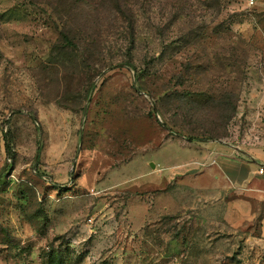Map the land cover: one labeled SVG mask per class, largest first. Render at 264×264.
<instances>
[{
	"label": "rangeland",
	"instance_id": "rangeland-1",
	"mask_svg": "<svg viewBox=\"0 0 264 264\" xmlns=\"http://www.w3.org/2000/svg\"><path fill=\"white\" fill-rule=\"evenodd\" d=\"M113 1L0 0V264H264L197 152L262 135L264 0Z\"/></svg>",
	"mask_w": 264,
	"mask_h": 264
},
{
	"label": "crops",
	"instance_id": "crops-1",
	"mask_svg": "<svg viewBox=\"0 0 264 264\" xmlns=\"http://www.w3.org/2000/svg\"><path fill=\"white\" fill-rule=\"evenodd\" d=\"M200 161L211 164L213 160L217 168L209 174H203L205 181L224 183L227 181L229 212L233 220L247 223L256 216L257 207H262L260 236L264 240V173L258 169L264 167V130L261 142L249 146L240 140L199 143ZM211 158V160H210ZM209 179V180H208ZM168 180V177L167 179ZM154 186H160L163 179L155 177ZM234 221V222H235Z\"/></svg>",
	"mask_w": 264,
	"mask_h": 264
},
{
	"label": "built area",
	"instance_id": "built-area-1",
	"mask_svg": "<svg viewBox=\"0 0 264 264\" xmlns=\"http://www.w3.org/2000/svg\"><path fill=\"white\" fill-rule=\"evenodd\" d=\"M252 2V1H250ZM254 126V125H253ZM227 142H233L234 140H240L242 143L247 144V145H257L261 142V135L256 132L254 127H247L244 128L241 134L240 129H235L234 133H232L228 138ZM10 162V159L5 157V164L8 165ZM216 161L213 160L212 163H215ZM201 166H204V164L201 162ZM259 174L264 173V167H260L258 169Z\"/></svg>",
	"mask_w": 264,
	"mask_h": 264
},
{
	"label": "trees",
	"instance_id": "trees-1",
	"mask_svg": "<svg viewBox=\"0 0 264 264\" xmlns=\"http://www.w3.org/2000/svg\"><path fill=\"white\" fill-rule=\"evenodd\" d=\"M110 5H111V8H113V7H118L119 4H118V1L114 0Z\"/></svg>",
	"mask_w": 264,
	"mask_h": 264
},
{
	"label": "water",
	"instance_id": "water-1",
	"mask_svg": "<svg viewBox=\"0 0 264 264\" xmlns=\"http://www.w3.org/2000/svg\"><path fill=\"white\" fill-rule=\"evenodd\" d=\"M153 166V165H152Z\"/></svg>",
	"mask_w": 264,
	"mask_h": 264
}]
</instances>
